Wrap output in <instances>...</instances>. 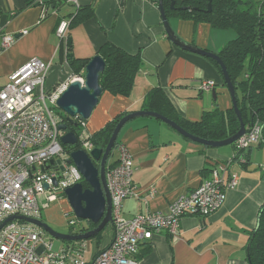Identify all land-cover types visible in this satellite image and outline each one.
I'll list each match as a JSON object with an SVG mask.
<instances>
[{"label": "crops", "instance_id": "0c3cea01", "mask_svg": "<svg viewBox=\"0 0 264 264\" xmlns=\"http://www.w3.org/2000/svg\"><path fill=\"white\" fill-rule=\"evenodd\" d=\"M80 4L81 8H93L95 14L70 27L67 38L61 41L55 28L77 8L62 3L40 20L44 6L27 7L25 0H0V30L16 36L10 47L0 51V87L32 57L51 63L47 89L71 81L75 75L68 63V48L77 58H92L104 42L110 41L130 53H140L144 64L129 96L103 92L85 124L91 134L120 113L142 110L146 95L156 87L163 88L178 112L190 121L200 120L205 112L232 106L229 91L221 85V76L209 57L182 49L169 39L158 0H80ZM169 21L181 39L215 53L236 36L233 30L215 29L208 23ZM22 30L27 33L20 34ZM203 79H212L217 86L201 91ZM173 130L151 117L134 118L122 128L119 141L133 154V180L141 197L149 186L157 188L156 196L147 204L141 198H127L126 217L145 209L166 210L171 202L209 178L216 164L228 159L232 160L229 175L238 173L239 181L226 191L217 211L183 216L178 238L162 232L143 241L139 252L147 244L151 249L140 260L146 264H250L249 240L264 204V146L254 145L236 157L233 145L208 148L187 141ZM117 156L114 151L110 163L117 161ZM113 232L111 224L105 245Z\"/></svg>", "mask_w": 264, "mask_h": 264}, {"label": "built area", "instance_id": "2783aa9c", "mask_svg": "<svg viewBox=\"0 0 264 264\" xmlns=\"http://www.w3.org/2000/svg\"><path fill=\"white\" fill-rule=\"evenodd\" d=\"M67 3L75 8L81 5L80 0H67ZM47 12L49 8L44 7L43 15ZM70 20L68 17L60 22L56 31L59 38H67ZM26 33L27 30L20 31V34ZM15 40V35L3 32L0 48L10 47ZM50 66V62L32 57L0 87V224L13 215L41 219L53 199L64 197L68 187L83 180L77 166L68 163L71 152L61 142L63 132L59 130L66 119L55 107L73 79L82 82L85 79L74 77L47 89L45 81ZM215 87L216 81L212 79H203L199 84L201 91ZM85 124L82 121L84 129L77 136L78 144L90 152L95 146ZM261 133L260 123L255 122L236 141L237 149L246 151L259 144ZM115 151L117 164L106 169L114 226V236L107 248L91 257L89 241L79 240L55 252L52 240L47 239L41 227L15 219L0 230V264H146L136 258L143 241L162 232L178 238L183 216L217 211L226 199V191L239 181L238 173L229 175L232 160L228 159L216 164L209 178L189 194L171 202L166 210L145 209L126 217L127 198H141L147 204L148 199L156 196L157 188L149 186L145 197H141V190L133 180V154L124 143H119ZM65 216L70 225L78 224L79 219L71 210Z\"/></svg>", "mask_w": 264, "mask_h": 264}, {"label": "trees", "instance_id": "16d2710c", "mask_svg": "<svg viewBox=\"0 0 264 264\" xmlns=\"http://www.w3.org/2000/svg\"><path fill=\"white\" fill-rule=\"evenodd\" d=\"M40 1L42 0H25L27 7L40 3V6L49 8V12L40 20L47 18L62 3L68 4L67 0H49V3L46 4ZM170 3L171 0H164L169 20H193L195 23H208L215 29L234 31L235 38L226 42L217 54L225 63L236 89L238 106L246 128L251 127L255 122L260 123L262 133L259 146H264V0H212L210 12L206 11L208 0H176V9H171ZM51 4L54 5V9H51ZM181 7L188 8L181 9ZM94 14L93 8H81L80 5L76 12L68 16L71 18L70 27L91 18ZM60 22H58L55 31H57ZM2 33L1 29L0 35ZM61 41L60 44L62 43ZM192 44L195 45L194 43ZM68 50L67 59L73 74L75 76L84 75L83 71L85 72V67L92 58H77L72 54L70 47ZM97 55H100L106 62L105 70L100 78L103 92H109L112 95L129 96L135 86L136 77L144 64L140 53H130L115 43L107 41L99 47ZM209 60L215 65L221 76V85L227 89L221 66L214 59L209 58ZM142 110L158 112L175 121L189 133L207 140L227 139L240 128V121L232 106L225 110L218 109L212 112H205L198 121L186 119L178 112L169 95L161 87L153 88L148 92L144 99ZM129 112L118 114L99 131L93 133L91 136L93 145L105 149L117 123ZM65 118L63 117V119ZM82 121L86 122L87 120L78 118L74 120L76 125L68 123V131H74L77 136H80L84 129ZM185 139L191 141L188 138ZM119 143L121 142L118 136L115 147L108 159L107 168L114 167L117 164V161L111 163L110 161ZM231 145L236 147V142ZM65 147L72 152L75 149H79L80 145H65ZM236 152L237 156L245 153L244 150H238L237 147ZM81 182L84 188L89 187V184L84 179ZM85 221L79 219L77 225H71V227H78L79 229L76 232L70 231L69 233H85L97 226L92 221ZM111 224L113 225V223H108L96 236L90 238L96 240V246L91 257L96 254V251L98 252L109 246L114 232L111 240L106 245L102 240L104 231ZM86 240L89 241V239ZM74 242L76 241H66V245ZM145 246L137 254V259L140 260L150 251V246L148 244ZM249 256L251 264H264V204L259 212L257 228L253 230L249 240Z\"/></svg>", "mask_w": 264, "mask_h": 264}, {"label": "water", "instance_id": "95a60500", "mask_svg": "<svg viewBox=\"0 0 264 264\" xmlns=\"http://www.w3.org/2000/svg\"><path fill=\"white\" fill-rule=\"evenodd\" d=\"M42 3H49V0H42ZM39 4L40 3H37V5ZM158 4L163 25L169 39L174 44L178 45L182 49L212 58L221 66L224 81L231 96L232 107L234 108V111L240 121L239 130L234 135L224 140H207L189 133L175 121L158 112L151 110H138L129 112L117 123L105 149L94 147L90 152H87L81 148L75 149L71 152L70 159L68 160V163H74L77 166L83 176V179L89 184V187L84 188L83 183L78 182L75 185L68 187L65 190V195L73 214L80 220H89L94 224H97L94 229L85 233L65 234L57 232L42 219L31 218L24 215H13L0 224V230L9 221L17 219L36 224L52 237L63 239L65 241H79L90 239L96 236L106 227L108 223H112V200L106 179L107 162L111 152L115 147V143L122 128L134 118H155L166 123L171 128L176 130L181 136L188 138L192 142L200 143L212 148L231 145L235 143L243 134H245L247 128L238 106L237 92L230 78L228 69L221 57L215 52L201 49L192 43L181 39L173 29L167 17L164 0H158ZM175 4L176 0H171L170 8L176 9L177 7ZM207 7L208 8L206 11L210 12L212 9V0H208ZM51 8H54L53 4H51ZM187 8L188 7H181V9ZM70 41L71 39L69 42ZM0 50L2 49L0 48ZM105 67L106 62L100 55H95L92 57L85 67L84 82L79 79H73L70 82L68 88L58 99L57 105L67 114L65 118L66 122H63L59 125V130L63 132L62 136L60 137L63 144L72 146L78 144V137L76 133L74 131H68V123L75 124L74 117L76 116L85 120L91 116L94 108L99 102L101 95L103 94V87L100 84V78L101 74L105 70ZM213 96L214 99H216L215 90H213ZM51 163H53V161H51ZM61 169L63 170V167H61ZM247 252L248 260L250 261L249 248Z\"/></svg>", "mask_w": 264, "mask_h": 264}, {"label": "rangeland", "instance_id": "374dc122", "mask_svg": "<svg viewBox=\"0 0 264 264\" xmlns=\"http://www.w3.org/2000/svg\"><path fill=\"white\" fill-rule=\"evenodd\" d=\"M81 76L84 77V75H82V74L79 76H75V77H81ZM55 111L63 117H66V115H67L59 106L55 107ZM171 129L173 130V128H171ZM173 131H175V130H173ZM70 209H71V207L69 205V202H68L66 196L53 199L49 203L48 207L43 211L42 220L47 222L57 232L65 233V234L69 233L70 231L76 232L79 228L78 227H71V225L69 224V222L65 216V214L67 212H69ZM109 234H110V225H108L106 230L104 231L103 240H102L103 242L106 239L107 235H109ZM46 237L48 240H52L53 250L55 252H60L63 249V247L66 246V241L63 239L52 237L48 233L46 234ZM89 244H90V250L93 251L95 246H96V240L95 239H89ZM88 257H89V253H88Z\"/></svg>", "mask_w": 264, "mask_h": 264}]
</instances>
